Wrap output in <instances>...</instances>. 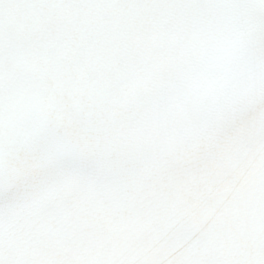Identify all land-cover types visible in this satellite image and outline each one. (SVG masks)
I'll use <instances>...</instances> for the list:
<instances>
[{
    "label": "snow or ice",
    "instance_id": "snow-or-ice-1",
    "mask_svg": "<svg viewBox=\"0 0 264 264\" xmlns=\"http://www.w3.org/2000/svg\"><path fill=\"white\" fill-rule=\"evenodd\" d=\"M0 264H264V0H0Z\"/></svg>",
    "mask_w": 264,
    "mask_h": 264
}]
</instances>
